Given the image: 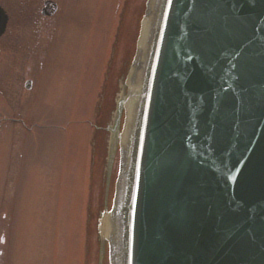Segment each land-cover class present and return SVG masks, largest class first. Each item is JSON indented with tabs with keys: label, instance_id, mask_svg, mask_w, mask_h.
Wrapping results in <instances>:
<instances>
[{
	"label": "water",
	"instance_id": "obj_1",
	"mask_svg": "<svg viewBox=\"0 0 264 264\" xmlns=\"http://www.w3.org/2000/svg\"><path fill=\"white\" fill-rule=\"evenodd\" d=\"M128 79L109 264H264V0H148Z\"/></svg>",
	"mask_w": 264,
	"mask_h": 264
},
{
	"label": "rangeland",
	"instance_id": "obj_2",
	"mask_svg": "<svg viewBox=\"0 0 264 264\" xmlns=\"http://www.w3.org/2000/svg\"><path fill=\"white\" fill-rule=\"evenodd\" d=\"M46 1L0 0V264H109L120 150L110 170L107 143L137 93L148 0H52L51 18Z\"/></svg>",
	"mask_w": 264,
	"mask_h": 264
},
{
	"label": "bare ground",
	"instance_id": "obj_3",
	"mask_svg": "<svg viewBox=\"0 0 264 264\" xmlns=\"http://www.w3.org/2000/svg\"><path fill=\"white\" fill-rule=\"evenodd\" d=\"M134 103L135 101L132 100V102L129 104L130 105V109H133L134 108ZM111 227V224H110V221H109V217H105V219L103 220L102 222V229L105 231L106 228H110Z\"/></svg>",
	"mask_w": 264,
	"mask_h": 264
}]
</instances>
